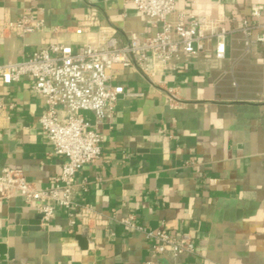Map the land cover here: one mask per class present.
Here are the masks:
<instances>
[{"label":"crops","instance_id":"1","mask_svg":"<svg viewBox=\"0 0 264 264\" xmlns=\"http://www.w3.org/2000/svg\"><path fill=\"white\" fill-rule=\"evenodd\" d=\"M251 5L264 13V0H176L178 10L195 17H223L232 31L224 57L216 58L210 41L155 76L115 65L111 83L131 95L117 100L110 118L83 112L102 141L99 158L75 178L69 212L76 225L59 207L41 225L33 204L17 194L0 198V264H144L155 241L127 231L121 222L129 215L148 230L191 236L193 253L168 252L158 262L264 264V51L245 52L235 30L242 18L263 21L250 17ZM92 13L119 47L131 34L156 31L153 20L122 0H0V21L27 14L44 24L24 37L0 35V63L22 61L54 42L75 49L86 35L74 27ZM30 84L24 76L0 87V98L14 104L0 121V169L51 187L63 159L40 130L44 105ZM84 205L94 213L89 227L80 224Z\"/></svg>","mask_w":264,"mask_h":264},{"label":"built area","instance_id":"2","mask_svg":"<svg viewBox=\"0 0 264 264\" xmlns=\"http://www.w3.org/2000/svg\"><path fill=\"white\" fill-rule=\"evenodd\" d=\"M122 1L155 22L154 35L131 34L127 44L119 47L113 31L102 26L92 13L74 27L75 34L86 35L75 49L54 42L32 51L22 61L0 63V87L18 82L24 76L31 78L30 87L44 105L38 117L40 130L54 155L63 159L51 187L34 186L18 169H0V198L17 194L27 204H33L41 225L49 223L56 207L69 212L74 204L76 175L83 165L95 162L101 154L102 137L84 118L83 112L92 113L96 121L110 118L117 100L131 95L124 93L120 85L111 83L115 65L135 67L146 75L155 76L173 69L181 57L203 52L210 41L215 43L216 58L224 57L225 41L232 31L224 26L223 17H195L185 10H178L176 0ZM171 16L174 18L170 19ZM261 16V22L242 18L237 23L235 30L241 35L245 52L255 46L264 51L263 8L251 5L250 17L259 19ZM43 27V21L23 14L16 20L0 21V35L24 37ZM89 35L93 39L88 38ZM13 108L14 104H7L0 98V121H6L7 112ZM79 214L80 224L89 227L94 213L84 205ZM95 216L97 223L104 222L99 215ZM68 222L71 227L76 225L70 212ZM121 223L127 231L141 232L146 239L155 241L149 249L151 258L144 264H175L158 262L155 257L169 252L171 257L177 258L194 252V243L187 233L175 235L161 229L148 230L131 215Z\"/></svg>","mask_w":264,"mask_h":264},{"label":"water","instance_id":"3","mask_svg":"<svg viewBox=\"0 0 264 264\" xmlns=\"http://www.w3.org/2000/svg\"><path fill=\"white\" fill-rule=\"evenodd\" d=\"M79 241H80V246L81 248H85L86 247V233H83L80 237H79Z\"/></svg>","mask_w":264,"mask_h":264}]
</instances>
